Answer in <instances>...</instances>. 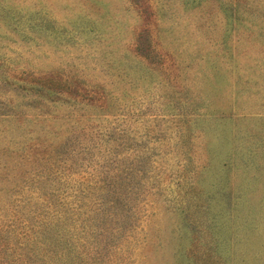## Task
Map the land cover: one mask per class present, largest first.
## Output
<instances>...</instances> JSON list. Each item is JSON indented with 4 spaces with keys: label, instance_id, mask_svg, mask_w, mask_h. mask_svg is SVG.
<instances>
[{
    "label": "rangeland",
    "instance_id": "374dc122",
    "mask_svg": "<svg viewBox=\"0 0 264 264\" xmlns=\"http://www.w3.org/2000/svg\"><path fill=\"white\" fill-rule=\"evenodd\" d=\"M0 264H264V0H0Z\"/></svg>",
    "mask_w": 264,
    "mask_h": 264
}]
</instances>
